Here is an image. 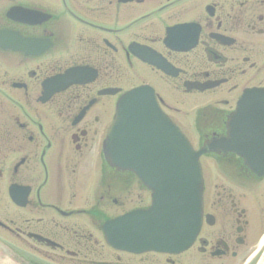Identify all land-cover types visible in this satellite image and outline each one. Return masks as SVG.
Instances as JSON below:
<instances>
[{
    "label": "flooded vegetation",
    "instance_id": "1",
    "mask_svg": "<svg viewBox=\"0 0 264 264\" xmlns=\"http://www.w3.org/2000/svg\"><path fill=\"white\" fill-rule=\"evenodd\" d=\"M68 71L79 81H54ZM143 85L204 147L241 133L240 153L207 152L221 177L213 191L206 181L210 222L177 255L103 241L118 209L147 205L138 175L104 152L119 99ZM249 159L264 164V0H0L1 257L252 264L264 237V174Z\"/></svg>",
    "mask_w": 264,
    "mask_h": 264
},
{
    "label": "water",
    "instance_id": "2",
    "mask_svg": "<svg viewBox=\"0 0 264 264\" xmlns=\"http://www.w3.org/2000/svg\"><path fill=\"white\" fill-rule=\"evenodd\" d=\"M153 117L156 124L151 122ZM154 134L156 141L150 138ZM108 139L112 151L121 154L118 165L140 170L153 189L154 204L148 210H136L107 223V241L116 248L139 252L187 249L203 218L200 157L204 150H194L185 135L164 116L154 91L148 87L135 89L122 98ZM147 162H153L158 172H144ZM0 264L10 263L0 259Z\"/></svg>",
    "mask_w": 264,
    "mask_h": 264
},
{
    "label": "rangeland",
    "instance_id": "3",
    "mask_svg": "<svg viewBox=\"0 0 264 264\" xmlns=\"http://www.w3.org/2000/svg\"><path fill=\"white\" fill-rule=\"evenodd\" d=\"M191 133V135H193V131H191L190 132ZM197 143V141L195 142V144ZM197 145V144H196ZM205 162L208 164V168H207V171H208V169L209 168H211L213 171H208L209 172V177H208V182H209V189L211 190V191H213V190H216L215 188H214V179H218L219 180V178H221L220 176L219 177H216V176H214V174L213 173H218V169L217 168H214V161H211V158H205ZM214 168V169H213ZM211 177V178H210ZM214 180V181H213ZM136 202V201H135ZM133 204H130V205H128L127 207H125V208H123V209H118V214H121V213H123L124 211H126V210H128V209H131V207H133L132 206ZM235 263H240V262H235ZM251 264V263H250Z\"/></svg>",
    "mask_w": 264,
    "mask_h": 264
},
{
    "label": "bare ground",
    "instance_id": "4",
    "mask_svg": "<svg viewBox=\"0 0 264 264\" xmlns=\"http://www.w3.org/2000/svg\"><path fill=\"white\" fill-rule=\"evenodd\" d=\"M264 240V239H263Z\"/></svg>",
    "mask_w": 264,
    "mask_h": 264
}]
</instances>
